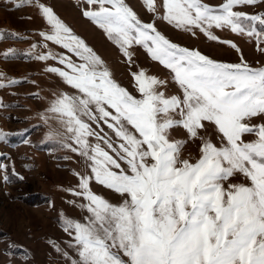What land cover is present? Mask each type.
Here are the masks:
<instances>
[{
    "label": "snow or ice",
    "instance_id": "6c2138e0",
    "mask_svg": "<svg viewBox=\"0 0 264 264\" xmlns=\"http://www.w3.org/2000/svg\"><path fill=\"white\" fill-rule=\"evenodd\" d=\"M259 2L264 0H226L214 8L203 0H162L159 18L184 30L199 29L213 40L218 39L213 27H228L264 45V30L256 27L264 26V13L236 10ZM86 3L93 7L83 15L130 63L129 49L143 46L171 71L181 94L167 95L160 89L168 81L139 71L132 73L139 93L133 95L52 8L39 5L50 26L41 35L71 55L49 52L36 58L58 60L64 67L47 71L74 90L50 102L47 113L64 131H50L48 139L58 137L90 169L87 175L77 173L79 190H71L86 201L80 206L89 215L82 221L63 218L77 254L70 264H264V122H257L264 121V66H251L231 42L240 52L239 63L181 47L154 22H142L125 0ZM145 3L157 11L155 0ZM42 118L47 123L48 115ZM180 127L187 139L172 136ZM209 127L217 142L207 134ZM6 135L0 131V140ZM197 140L198 156L185 158V145ZM237 175L246 182L230 179ZM92 180L119 194L121 202L93 192Z\"/></svg>",
    "mask_w": 264,
    "mask_h": 264
},
{
    "label": "rangeland",
    "instance_id": "374dc122",
    "mask_svg": "<svg viewBox=\"0 0 264 264\" xmlns=\"http://www.w3.org/2000/svg\"><path fill=\"white\" fill-rule=\"evenodd\" d=\"M203 2L219 8L226 0ZM125 3L142 22H154L158 31L181 47L199 50L213 60L227 63H239L242 52L243 59L251 66H264V53L260 51L264 45H260L255 36L246 32L238 34L228 27H213L211 34L218 37L213 40L199 29H194L193 34V31L177 28L159 18L165 11L162 0H155V12L148 10L145 0H125ZM40 4L52 8L72 33L101 57L112 78L133 95L139 96V93L132 73L139 71L168 81L160 89L167 95L181 94L171 71L153 60L143 46L134 44L129 49L132 53L130 63L106 32L83 15L86 9L93 7L86 0H0V83L4 85L0 87V101L3 102L0 131L7 134L0 140V163L6 166V169L0 168V264H70L69 258L76 259L77 254L69 246L72 237L64 231L63 218L82 221L89 215L80 206L86 201L71 191L79 190L77 173L90 174L88 162L77 152L62 146L58 137L48 139L50 131H64L54 115L47 113L50 102L56 94L74 90L57 74L47 71L50 67L63 68L58 60L36 58L49 52L71 55L41 35L48 33L50 26ZM236 10L258 15L264 13V2L240 5ZM256 27L264 30L262 25ZM227 42L235 43L240 52ZM72 58L79 62L75 56ZM45 114L49 117L47 123L42 118ZM103 127L110 133L106 126ZM207 134L217 142L211 127ZM172 136L178 140L187 139L182 127L173 129ZM198 145V140L189 141L183 151L184 157L195 159ZM230 179L246 182L240 175ZM90 187L112 203L121 202L119 194L94 180Z\"/></svg>",
    "mask_w": 264,
    "mask_h": 264
}]
</instances>
